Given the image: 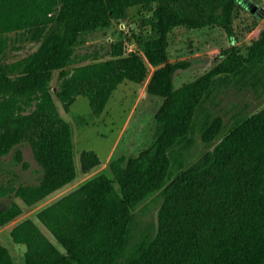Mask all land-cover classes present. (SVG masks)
I'll use <instances>...</instances> for the list:
<instances>
[{"label":"trees","instance_id":"16d2710c","mask_svg":"<svg viewBox=\"0 0 264 264\" xmlns=\"http://www.w3.org/2000/svg\"><path fill=\"white\" fill-rule=\"evenodd\" d=\"M238 1L0 0V36L22 31L39 43L6 63L0 41V156L13 152L20 162L18 147L27 144L41 169L36 183H0V200L16 197L30 207L76 178L71 127L54 95L66 113L84 96L100 116L123 81L143 83L148 64L155 70L147 93L162 99L150 146L111 160L113 179L98 174L37 212L59 248L31 219L10 230L12 241L25 246L24 264H264V107L184 169L196 133L209 143L222 128L206 106L225 85L221 80L254 78L264 62V29L247 55L234 45ZM134 6L152 7L151 34L141 45L145 60L120 40L110 45L109 59L78 66L80 36L127 18ZM177 27H220L230 44L211 70L176 88L175 77L196 63L168 62V35ZM100 163L92 150L79 155L84 174ZM156 191L162 196L157 233L132 244L133 210ZM21 213L15 202L1 208L0 228ZM0 264H15L1 241Z\"/></svg>","mask_w":264,"mask_h":264},{"label":"rangeland","instance_id":"374dc122","mask_svg":"<svg viewBox=\"0 0 264 264\" xmlns=\"http://www.w3.org/2000/svg\"><path fill=\"white\" fill-rule=\"evenodd\" d=\"M151 13L152 7L134 6L129 8L127 18L112 20L107 27L98 26L83 33L75 48L77 65L109 59L110 45L120 40H126L128 52L136 53L144 59L141 45L151 34V28L147 24ZM232 29L235 36L234 45L242 55H247L253 41L264 29V0H239ZM0 41L5 46L2 60L6 63L26 57L39 46V43L30 40L27 32L22 31L4 34L0 36ZM229 44L228 35L220 27L174 28L168 35V62L196 61L192 68L175 77L174 86L177 88L211 70L217 64V59H222L221 52L227 49ZM147 67L148 74L143 83L123 81L113 92L100 116L92 114L88 99L84 96H78L70 111L66 113L54 95L60 114L71 127L76 178L30 207L24 205L22 200L16 197L0 200V209L6 208L12 202L22 208V213L17 218L0 228V241L9 249L15 264H24L25 246L12 241L9 229L25 219H31L59 248L51 234L36 218L37 212L98 174L104 173L113 179L109 168L110 160L129 153H137L152 144L156 129L154 115L162 99L147 93V81L155 70L148 64ZM252 72L256 75L254 78L251 76L249 78L231 77L221 80L222 83L225 82V85L209 99L206 106L213 115L221 117L222 128L209 143L205 142L199 133H196L195 144L185 158L184 169L198 162L227 134L264 107V62ZM58 83V72L56 71L50 85L56 88ZM18 148L22 153L20 162L15 161L13 152L0 156V183H5L10 179L28 184L37 182L41 169L34 160L30 146L23 144ZM85 150L96 152L101 161L97 168L87 174L81 172L79 164V155ZM161 204V192L156 191L134 208L135 226L131 239L132 244L142 236L154 237L156 235L158 211Z\"/></svg>","mask_w":264,"mask_h":264},{"label":"crops","instance_id":"0c3cea01","mask_svg":"<svg viewBox=\"0 0 264 264\" xmlns=\"http://www.w3.org/2000/svg\"><path fill=\"white\" fill-rule=\"evenodd\" d=\"M148 82V81H147ZM111 161V160H110ZM110 161H109V163H110ZM5 228V227H4ZM9 230H11V229H9Z\"/></svg>","mask_w":264,"mask_h":264}]
</instances>
